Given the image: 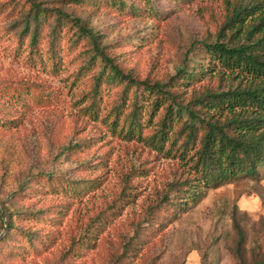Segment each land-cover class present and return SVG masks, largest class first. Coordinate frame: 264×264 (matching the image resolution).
<instances>
[{
  "label": "trees",
  "instance_id": "1",
  "mask_svg": "<svg viewBox=\"0 0 264 264\" xmlns=\"http://www.w3.org/2000/svg\"><path fill=\"white\" fill-rule=\"evenodd\" d=\"M10 1L11 9L22 14L11 52L23 57L27 65L58 73L64 55L76 62L81 54L88 55L65 76L66 90L82 118L80 131L76 130L72 141L62 142L59 153L77 156L83 151L89 158H81L76 165L86 168L80 176L38 172L20 184L16 194L37 201H42L40 196L51 198L33 210L1 208L6 231L0 236V253L12 256L18 253L16 248L36 250L40 240L52 241L73 201H83L104 182L112 146L100 153L96 149L110 142L108 134L135 142L133 152L138 158L147 150L171 159L170 176L155 187L154 197L132 219V232L123 237L117 264H133L151 237L199 202L207 188L239 176L257 177L264 163V0L233 3L220 25L219 37L203 44L208 61H183L163 78H140L123 66L115 46L103 42L77 11V5L93 9L102 5L145 13L152 11V0H67L71 11L57 5L41 6L39 0H28L27 6L17 8L18 1ZM67 38L71 39L68 45L62 43ZM215 75L219 83L204 80ZM21 80L7 84L12 85L9 123L18 119L17 109L24 112L33 104L52 103L50 95H43L41 83ZM146 173L145 166L134 165L122 172L118 193L67 230L65 253L79 256L94 247L123 204L138 195L133 190L135 177ZM238 236L240 264H248L240 228ZM162 253L152 254L147 262L156 264ZM250 264H264V260Z\"/></svg>",
  "mask_w": 264,
  "mask_h": 264
},
{
  "label": "rangeland",
  "instance_id": "2",
  "mask_svg": "<svg viewBox=\"0 0 264 264\" xmlns=\"http://www.w3.org/2000/svg\"><path fill=\"white\" fill-rule=\"evenodd\" d=\"M17 1V8L29 3L28 0ZM240 1L245 0H152V11L145 13L130 9L118 11L102 5L98 9L77 5V11L100 33L103 42L115 46L123 66L132 68L140 78H163L174 73L183 61L191 64L208 61L204 42H213L219 37L227 11ZM39 3L49 7L57 5L64 10L72 6L67 0H39ZM10 4V0H0V212L3 206L10 210L15 207L36 209L42 201L51 198L50 195L40 196L42 201H37L16 194L20 184L38 172L80 176L86 168L76 165L81 158H89L83 151L77 156H69L67 151L59 153L62 142L72 141L75 132L80 131L79 118H82L66 90L65 76L88 55L81 54L78 62L64 55L58 73L27 65L23 57L11 52L16 43L13 36L22 25V14L11 9ZM15 22L18 25L12 29ZM70 42V38L62 40L66 45ZM21 79L41 83L45 87L43 95H50L52 103L33 104L24 112L20 111L22 108L17 109L18 119L9 123L6 121L12 115L8 112L12 111V101H9L12 85L7 84L16 85ZM208 79L213 84L219 83L217 75L204 80ZM107 138L110 142L96 149L100 153L112 146L104 182L83 201H73L52 241L40 240L36 250L16 248L18 253L12 256L0 253V264H117L120 244L132 232V219L143 212L154 197L155 187L170 176L171 159L147 150L138 158L133 152L135 142L109 134ZM141 160L145 161L141 164ZM133 165L145 166L148 170L133 181V190L138 194L135 200L123 204L121 213L110 221L94 247L79 256L65 253L69 244L67 230L85 220L86 213L108 203L120 189V175ZM5 219L6 216L0 215V236L6 231ZM26 223L33 227L36 224L28 220ZM239 228L244 233L242 249L247 263L264 260V163L258 167L254 179L239 176L207 188L199 202L170 222L163 232L151 237L141 250L142 255L135 256L133 264H149V256L158 252L163 253L156 264H240Z\"/></svg>",
  "mask_w": 264,
  "mask_h": 264
}]
</instances>
